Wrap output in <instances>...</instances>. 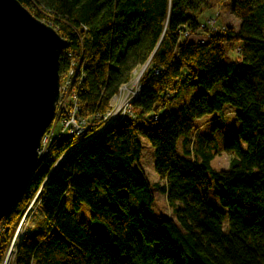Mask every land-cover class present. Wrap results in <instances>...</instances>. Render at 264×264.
Masks as SVG:
<instances>
[{
  "label": "trees",
  "instance_id": "1",
  "mask_svg": "<svg viewBox=\"0 0 264 264\" xmlns=\"http://www.w3.org/2000/svg\"><path fill=\"white\" fill-rule=\"evenodd\" d=\"M18 1L68 42L60 73L68 67V53L82 62L78 97L87 118L104 115L135 71H146L134 119L74 150L89 134L50 141L3 221L0 264L39 192L50 230L25 235L15 264H264V0H234L240 27L217 32L200 23L209 0ZM202 33L207 43L190 42ZM228 50L237 54L231 63L225 62ZM186 85L204 93L171 110ZM226 105L238 110L241 129L238 139L213 152L197 121ZM140 138L154 149L158 188L175 219L154 217L151 185L134 169ZM221 152L235 157L229 170L211 167ZM220 186L228 214L210 204V191ZM70 190L74 211L65 201ZM82 204L107 234L79 220Z\"/></svg>",
  "mask_w": 264,
  "mask_h": 264
},
{
  "label": "water",
  "instance_id": "2",
  "mask_svg": "<svg viewBox=\"0 0 264 264\" xmlns=\"http://www.w3.org/2000/svg\"><path fill=\"white\" fill-rule=\"evenodd\" d=\"M68 42L18 0H0V226L40 161Z\"/></svg>",
  "mask_w": 264,
  "mask_h": 264
},
{
  "label": "rangeland",
  "instance_id": "3",
  "mask_svg": "<svg viewBox=\"0 0 264 264\" xmlns=\"http://www.w3.org/2000/svg\"><path fill=\"white\" fill-rule=\"evenodd\" d=\"M211 8L206 10L200 19L202 25H206L209 19H215L218 28L223 27H234L238 29L240 27V21L236 19L232 14V8L234 0H209ZM199 36V35H198ZM197 36H191L190 42H194ZM209 39V37H208ZM237 59V54L234 50H228L225 62L231 63ZM146 71V67H141L137 69V76L143 75ZM136 72V71H135ZM186 73H184L185 75ZM136 76V77H137ZM222 84L218 85L212 92L209 93L211 98L216 92L221 90ZM204 93V90L200 87H192L186 85L179 93L178 98L172 103L170 109L175 111L178 108L184 106L189 102L193 96L200 95ZM238 110L231 105H226L221 112L215 113L204 117L197 121V125L202 128V133L209 136L211 139V144L213 152L222 149L225 145L234 142L238 139V134L241 129V125L237 120ZM216 119H219L217 122ZM62 128L60 125L57 126L54 136L60 134ZM62 139H67L68 135L65 133L61 136ZM140 143L142 145V152L138 163L134 165V169L144 178L148 180L151 185V190L154 196V201L152 203V210L154 212V217L160 220L175 219V214L168 205L166 196L159 190L158 184H161L160 177L155 172L154 168V149L150 142L145 138H140ZM245 149V146L242 144ZM178 153L183 155L182 141L178 145ZM193 158V156H192ZM235 157L233 155H228L225 152H221L214 156L211 162V167L217 171H226L231 167V163ZM217 192L219 194H217ZM225 190L222 186L214 187L209 193L210 204L217 207L222 212L228 214V210L224 209L220 204L219 195L224 194ZM75 198V194L70 190L65 195V201L67 208L70 211H74L72 207V202ZM101 200L105 201V195L101 193ZM26 212V210H25ZM24 212V215H25ZM23 217L18 223L16 231L22 222ZM77 216L80 221L85 222L91 229L92 232L107 234L106 229L100 224H94L91 221V209L88 205L82 204L80 210L77 212ZM228 222H225V230L227 231ZM50 230V226L45 221L44 216L39 209V203L37 202L31 209L29 215L26 217L21 229V233L29 235L32 231L34 233H44ZM15 231V233H16Z\"/></svg>",
  "mask_w": 264,
  "mask_h": 264
},
{
  "label": "built area",
  "instance_id": "4",
  "mask_svg": "<svg viewBox=\"0 0 264 264\" xmlns=\"http://www.w3.org/2000/svg\"><path fill=\"white\" fill-rule=\"evenodd\" d=\"M206 26L216 32L223 30V28L217 27L215 19L212 18L207 21ZM237 51L239 52L240 50L238 49ZM66 61L68 67L60 73V97L57 103L56 115L52 125L42 138L40 159L47 154L50 141L54 138L61 139V136L65 133L70 138L89 134L71 149L74 150L101 137L112 125L134 119V102L138 99L143 88L141 83L143 75L137 76L138 72L136 71L133 79L129 83L122 85L118 94L111 99L110 108L104 115H95L92 118H87L83 114L78 97L79 89L84 79L83 64L72 53L67 54ZM155 74H158V71H155ZM58 125L61 126L62 130L60 134L54 136ZM36 203L37 201L34 200L26 209L24 218L20 222L1 264H15L18 248L26 235L24 232L21 233L24 220ZM3 221L0 226V233L4 224Z\"/></svg>",
  "mask_w": 264,
  "mask_h": 264
},
{
  "label": "crops",
  "instance_id": "5",
  "mask_svg": "<svg viewBox=\"0 0 264 264\" xmlns=\"http://www.w3.org/2000/svg\"><path fill=\"white\" fill-rule=\"evenodd\" d=\"M209 41L208 35L207 34H200L199 36L195 37L194 42H199V43H207ZM33 233V231L31 232Z\"/></svg>",
  "mask_w": 264,
  "mask_h": 264
},
{
  "label": "bare ground",
  "instance_id": "6",
  "mask_svg": "<svg viewBox=\"0 0 264 264\" xmlns=\"http://www.w3.org/2000/svg\"><path fill=\"white\" fill-rule=\"evenodd\" d=\"M39 196H40V192H39V193L36 195V197H35V199H34V200H36V201H37V200H38V198H39ZM34 200H33V201H34Z\"/></svg>",
  "mask_w": 264,
  "mask_h": 264
}]
</instances>
